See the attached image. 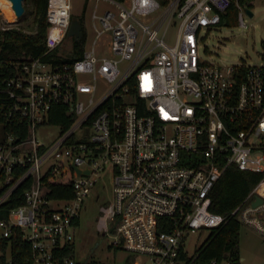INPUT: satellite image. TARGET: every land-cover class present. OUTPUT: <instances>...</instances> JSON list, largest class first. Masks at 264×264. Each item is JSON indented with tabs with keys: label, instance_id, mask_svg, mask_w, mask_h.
Returning <instances> with one entry per match:
<instances>
[{
	"label": "built area",
	"instance_id": "obj_1",
	"mask_svg": "<svg viewBox=\"0 0 264 264\" xmlns=\"http://www.w3.org/2000/svg\"><path fill=\"white\" fill-rule=\"evenodd\" d=\"M93 1L91 39L80 21L81 55L27 59L0 86V111L8 104L9 116L25 117L28 132L0 139V212L33 177L21 203L0 217V241L19 235L30 245V264H76L74 256L60 262L55 249L74 243V221L100 172L109 170L112 198L99 219L111 247L135 255L131 264H199L204 243L189 254L186 240L227 221L210 205L230 165L263 174L230 216L264 239V63L226 65L199 54L202 31L219 26L232 6L246 26L247 0ZM46 18L50 51L67 37L71 0H48ZM170 27L173 42L166 39ZM53 104L65 107L67 125L49 123ZM37 125L59 132L50 143L39 141ZM46 173L71 182L73 197L47 199ZM208 264L236 263L214 257Z\"/></svg>",
	"mask_w": 264,
	"mask_h": 264
},
{
	"label": "trees",
	"instance_id": "obj_2",
	"mask_svg": "<svg viewBox=\"0 0 264 264\" xmlns=\"http://www.w3.org/2000/svg\"><path fill=\"white\" fill-rule=\"evenodd\" d=\"M122 1V0H116ZM245 0H241L243 2ZM28 8L31 7L33 13L34 28L23 29L20 26H3L0 16V86L4 79L9 78L19 72L20 65L27 59L42 57V59L57 62H69L76 56L82 54L85 47L86 38L83 36L79 40L66 37L63 43L48 51L45 43L49 23L46 18V8L48 0H25ZM237 7L232 6L227 13L221 16V25H230L237 16ZM80 19V18H79ZM80 21H82L80 19ZM83 32L85 26L82 22ZM71 41L69 46L63 48L65 41ZM60 49L65 50L66 55L60 56ZM9 105L5 110L0 111V124L2 125L3 136L9 132L19 134L21 137L28 135L25 117L20 114L9 116ZM0 108H4L0 104ZM49 123H69V118L65 115V107L53 104L49 111ZM18 123L21 125L18 127ZM3 138V137H2ZM20 172H15L17 177ZM263 174L253 171L239 170L235 165H230L222 173L221 177L211 191L212 203L210 210L218 214L226 215L227 221L218 228L211 231L207 242L200 249L197 259L199 264H208L211 258L229 259L234 263L240 260L239 254V230L242 225L236 216H230V212L243 200L251 189L262 178ZM33 177H29L21 182L12 192L8 200L3 204L4 211L0 212V217L6 215L7 210L21 203L23 193L29 187ZM73 187L71 182L65 183L60 178L46 173L43 177V195L50 200L67 199L73 197ZM80 220L74 221L77 227ZM118 249V248H116ZM74 243L65 245L62 249H55V256L61 260L66 256H74ZM30 245L21 239L16 233L8 239L0 241V264H30ZM81 264V263H76Z\"/></svg>",
	"mask_w": 264,
	"mask_h": 264
},
{
	"label": "rangeland",
	"instance_id": "obj_3",
	"mask_svg": "<svg viewBox=\"0 0 264 264\" xmlns=\"http://www.w3.org/2000/svg\"><path fill=\"white\" fill-rule=\"evenodd\" d=\"M87 1V3H86ZM71 0L73 17L80 18L87 30V39L93 35L91 11L94 7L93 0ZM85 11L82 10V5ZM253 15L243 14L246 26L240 24L236 16L230 25L224 24L202 31L203 40L199 45V54L206 61H215L220 64H263L264 63V0H247ZM24 12L16 18L10 19L5 14L0 4V16L3 26H20L30 30L34 28L33 13L31 7L23 0ZM101 7H110L109 3L100 2ZM176 34L174 27L166 32V39L173 42ZM69 41H65L63 48L68 47ZM59 52L65 53L60 49ZM59 128L55 125H37L35 136L39 141L52 142ZM3 137L2 125L0 124V139ZM50 161L41 165L43 173ZM112 198V183L109 170L100 172L91 193L86 197L80 215V223L74 229V260L81 264H131L135 255H129L123 249L111 247L112 234L103 233V221L100 207ZM210 229H199L189 233L186 240V250L192 254L210 237ZM239 254L237 264H264V239L256 230L242 223L239 230Z\"/></svg>",
	"mask_w": 264,
	"mask_h": 264
},
{
	"label": "water",
	"instance_id": "obj_4",
	"mask_svg": "<svg viewBox=\"0 0 264 264\" xmlns=\"http://www.w3.org/2000/svg\"><path fill=\"white\" fill-rule=\"evenodd\" d=\"M11 2L16 18H19L24 12L23 0H11ZM246 11L250 16L253 15L252 11L249 8H247ZM81 35L82 30L80 20L76 17H73L69 29L67 31V37H73L74 40H79L81 38ZM84 173H88V170L84 171ZM259 202H261L260 198H258L254 202V205L258 204Z\"/></svg>",
	"mask_w": 264,
	"mask_h": 264
},
{
	"label": "bare ground",
	"instance_id": "obj_5",
	"mask_svg": "<svg viewBox=\"0 0 264 264\" xmlns=\"http://www.w3.org/2000/svg\"><path fill=\"white\" fill-rule=\"evenodd\" d=\"M0 4L2 6V9L4 10L5 14L8 18L12 19L13 14L16 17L14 10L12 8V2L11 0H0Z\"/></svg>",
	"mask_w": 264,
	"mask_h": 264
}]
</instances>
